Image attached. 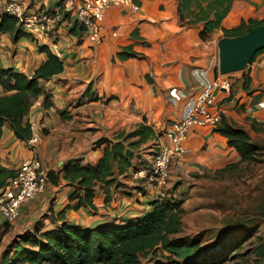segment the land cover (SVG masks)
I'll use <instances>...</instances> for the list:
<instances>
[{"label":"crops","instance_id":"crops-1","mask_svg":"<svg viewBox=\"0 0 264 264\" xmlns=\"http://www.w3.org/2000/svg\"><path fill=\"white\" fill-rule=\"evenodd\" d=\"M17 1L30 11H55L57 4V0ZM135 3L140 8L137 13L116 6L106 11L101 43L95 46L79 41L80 30L73 24L55 39L44 37L13 44L7 35H0L1 46L9 52L7 61L0 60L4 68L31 77L45 59L44 54L36 52V44L48 47L64 65L61 74L39 82L42 94L25 117L35 120L41 130L35 151L46 174L58 172L70 161L96 165L103 153V146L96 145V141L112 140L119 132H131L140 124L161 135L173 121L183 117L204 84L221 77L217 71L218 42L234 38L225 36L224 30L233 31L249 21H264V0H231L219 27L202 38L204 21L196 19L214 18L206 7L199 13L194 2L184 4L182 0ZM252 59L251 70L224 75L233 78L229 77L230 94L218 91L217 104L211 108L221 114V123L241 128L249 136L253 127L264 123V51ZM46 96L50 102L47 109L42 106ZM157 142L154 138L143 148L157 149ZM183 142L185 154L172 161L166 187L168 190L180 185L172 188L174 194L196 175L223 168L238 158L226 138L212 127L192 129ZM16 143L5 125L0 159L9 169L19 164ZM139 164L140 158L117 176L118 184L110 188L108 203L104 202L100 185L96 187L93 211L71 208L75 202L68 199L70 187L59 179L56 185L48 183L42 195L20 208L18 221L23 222L21 226L41 228V221L49 219L45 231L63 222L74 227L81 220L80 214L94 219L96 225L92 228L126 220L135 223L152 212V202L157 199L146 181L134 176Z\"/></svg>","mask_w":264,"mask_h":264},{"label":"trees","instance_id":"trees-1","mask_svg":"<svg viewBox=\"0 0 264 264\" xmlns=\"http://www.w3.org/2000/svg\"><path fill=\"white\" fill-rule=\"evenodd\" d=\"M191 2L199 8V13H203L205 7L208 12L214 13L213 19H196V22L204 21V28L200 33L204 38L219 27L231 0H182L184 4ZM204 3L206 6H202ZM262 24L264 21H249L233 31L224 30V34L228 37L242 36L250 28ZM0 35H7L13 44L29 38L18 21L4 12H0ZM35 49L38 54H44L45 59L31 77L13 68L0 66V139L5 125H8L17 141L30 139L31 129L25 117L42 94L39 82L49 80L64 71L63 62L48 47L36 44ZM263 51L264 49L258 53ZM245 81L244 85L248 80ZM42 106L49 108L47 96ZM215 130L226 138L228 146L238 155L235 163L214 171L215 174L233 173L256 161L257 148L245 130L221 121ZM157 135L150 127L140 124L131 132H119L112 140L100 138L96 145L103 146V153L96 165L83 166L78 161H70L56 173L49 171L46 174L47 184L56 185L62 179L70 187L69 201L75 202L71 208L93 211L96 187L100 185L105 194L104 202L108 203L110 188L118 184L117 176L133 166V162L139 158V152L144 149L143 146L156 139ZM14 175L15 170L5 167L0 159V189ZM165 192L169 198L153 201L152 212L135 223H109L81 229L63 222L57 228L43 233L37 231L40 227H35V235L24 238L22 244H16L12 256H4L1 264H139L141 259L158 256H167L169 260L183 261L186 264H222L230 253L240 250L241 241H238L227 246V256L201 258L198 241L185 242L175 237L182 232L184 210L182 202L176 200L173 192L169 193L167 188ZM5 225L7 223L3 224ZM256 256V261L264 264V245L257 248Z\"/></svg>","mask_w":264,"mask_h":264},{"label":"built area","instance_id":"built-area-1","mask_svg":"<svg viewBox=\"0 0 264 264\" xmlns=\"http://www.w3.org/2000/svg\"><path fill=\"white\" fill-rule=\"evenodd\" d=\"M116 6L130 13H137L139 6L135 0H57L56 10H27L20 1L0 0V12L14 17L31 41L47 37L58 38L71 27L80 30L79 41H88L92 46L101 43L103 20L106 11ZM113 35H115L113 33ZM254 67L249 62L243 71ZM231 81L228 76H221L207 82L201 88L199 96L189 105L178 121H173L169 128L157 135V149L150 167L139 169L136 178L146 181V186L155 193L156 200L169 198L165 192L170 179L172 161L180 160L185 154L182 145L191 127L219 126L221 114L212 112L217 103V92L230 94ZM31 137L26 141H17L19 164L14 169L15 175L5 187L0 189V224H14L21 217L20 208L42 195L47 186L46 173L36 155V146L41 139V130L36 121L28 120ZM88 220H86L87 222ZM93 222L86 223V227Z\"/></svg>","mask_w":264,"mask_h":264},{"label":"rangeland","instance_id":"rangeland-1","mask_svg":"<svg viewBox=\"0 0 264 264\" xmlns=\"http://www.w3.org/2000/svg\"><path fill=\"white\" fill-rule=\"evenodd\" d=\"M22 40L29 39L26 37ZM1 42L3 41H0V60L2 58V61H7L9 52L4 51L6 48L1 46ZM194 128L203 127H191L189 131ZM250 134L251 142L257 148L254 163L233 173L215 174L216 170L203 172L189 180L185 186L176 189L175 198L182 202L184 213L182 232L175 237L185 242L198 241L203 259L227 256V246L241 241L240 250L230 253L222 264H259L256 261V250L261 244L264 245V123L253 127ZM141 152L140 164L136 166V170L150 167L156 149L147 147ZM172 188L168 189L169 193L173 192ZM80 216L82 221L78 220L73 225L75 228L88 229L93 224L96 225L94 219L88 218L87 214ZM43 220V226L37 227L40 233L51 222L49 219ZM86 220L93 222L86 227ZM128 222L130 221H118L117 224ZM21 224L23 222L17 221L14 224L0 225V264L4 256H12L16 244H22L24 238L35 235L36 230L32 225ZM166 257H148L141 259L139 264H186Z\"/></svg>","mask_w":264,"mask_h":264},{"label":"water","instance_id":"water-1","mask_svg":"<svg viewBox=\"0 0 264 264\" xmlns=\"http://www.w3.org/2000/svg\"><path fill=\"white\" fill-rule=\"evenodd\" d=\"M264 49V24L250 28L247 33L218 42L219 75L243 71L252 58Z\"/></svg>","mask_w":264,"mask_h":264}]
</instances>
